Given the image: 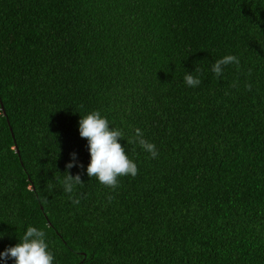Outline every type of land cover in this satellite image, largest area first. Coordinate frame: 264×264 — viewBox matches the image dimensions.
Here are the masks:
<instances>
[{
	"label": "trees",
	"instance_id": "obj_1",
	"mask_svg": "<svg viewBox=\"0 0 264 264\" xmlns=\"http://www.w3.org/2000/svg\"><path fill=\"white\" fill-rule=\"evenodd\" d=\"M91 111L138 165L115 191L87 175ZM28 226L55 264H264V0H0V253Z\"/></svg>",
	"mask_w": 264,
	"mask_h": 264
},
{
	"label": "clouds",
	"instance_id": "obj_2",
	"mask_svg": "<svg viewBox=\"0 0 264 264\" xmlns=\"http://www.w3.org/2000/svg\"><path fill=\"white\" fill-rule=\"evenodd\" d=\"M229 64L240 65V60L235 55H226L215 61L212 72L219 78L223 75V68ZM199 71V69H195ZM184 81L188 87H198L202 81L192 73L186 72ZM235 87V84H233ZM251 90V84L246 85ZM83 107V106H81ZM81 116V115H80ZM135 135L127 143H138L139 146L150 154L152 159L158 157L156 145L144 138L142 129L136 128ZM79 133L81 138L87 139L90 152V163L87 167V175L96 178L100 184L115 191L120 186V178L131 176L135 178L138 173V165L127 154V149L121 141L125 140L124 132L120 128H112L107 117L100 111H91L81 116L79 120ZM77 156L72 154V161L66 165L69 170L64 173L61 181L64 192L69 195V199L74 205L80 204L79 198H74L71 194L77 185H84L81 175L75 177L70 170L76 167ZM79 167L83 168L80 164ZM51 187V185H47ZM114 197L109 196L111 202ZM42 203L46 204L47 199ZM13 259L15 264H55V255L50 250L46 241V232L34 226H28L26 232L19 239V243L14 247H8L0 253V259L7 261Z\"/></svg>",
	"mask_w": 264,
	"mask_h": 264
},
{
	"label": "water",
	"instance_id": "obj_3",
	"mask_svg": "<svg viewBox=\"0 0 264 264\" xmlns=\"http://www.w3.org/2000/svg\"><path fill=\"white\" fill-rule=\"evenodd\" d=\"M2 109L4 110V106H2Z\"/></svg>",
	"mask_w": 264,
	"mask_h": 264
}]
</instances>
